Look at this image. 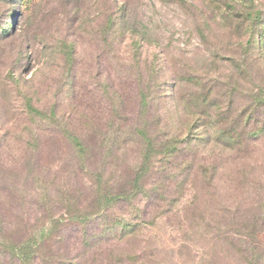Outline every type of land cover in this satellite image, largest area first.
Masks as SVG:
<instances>
[{"label":"rangeland","instance_id":"obj_1","mask_svg":"<svg viewBox=\"0 0 264 264\" xmlns=\"http://www.w3.org/2000/svg\"><path fill=\"white\" fill-rule=\"evenodd\" d=\"M254 6L264 9V0H0V264L15 263L4 259L10 242L30 238L35 242L53 225L52 219L64 218L66 211L95 210L90 203L91 180L97 174L113 191L131 190L133 185L143 145L130 133L131 118L124 134L112 133L114 119L106 127L94 125L88 130L72 121L71 126L86 134L81 137L86 144L81 155L55 125L34 122L23 113L24 97L38 108L55 105L69 110L65 78L69 70L59 54L63 46L72 45L77 72L85 79L110 66L117 76L127 71L136 78L139 72L141 80L158 54L164 58L166 76L178 83L179 97L189 100L196 95L205 126L212 128L215 118L222 135L235 133L243 138L250 130L245 128L249 98L257 91L255 86L264 87V64L258 71L262 61L257 62L240 79L229 57V50L236 47L228 24L231 17ZM133 38L140 44L138 66L131 60ZM189 76H196L199 84L188 82ZM166 104L152 107L150 132L163 135L166 125L181 129L184 116L162 113L173 109L171 101ZM138 107L132 98L126 110ZM105 110L97 109L96 117L91 113L96 123ZM245 142L240 149L249 180L244 188H237L244 192L237 193V204L229 214H217L211 218L210 231L205 230L212 232L217 225L220 234L224 224L235 220L236 226L228 228L240 237L212 240L209 233L202 238L199 233L204 230L193 233L190 227L180 228L177 217L169 215L166 224H148L124 242L96 247V261L89 257V262L132 264L128 260L134 256L138 264H264V139L256 151ZM219 143L216 150L228 154L227 144ZM229 154L237 155L233 150ZM229 164L236 169L243 161L234 159ZM151 180L148 175L143 183ZM138 194L136 205L142 208L147 201ZM56 225L34 264H41L43 257L47 264H59L57 259L75 253L69 250V224Z\"/></svg>","mask_w":264,"mask_h":264},{"label":"trees","instance_id":"obj_2","mask_svg":"<svg viewBox=\"0 0 264 264\" xmlns=\"http://www.w3.org/2000/svg\"><path fill=\"white\" fill-rule=\"evenodd\" d=\"M232 21L234 24H231ZM231 22L228 29L236 48L229 50V57L240 79H244L257 67V62L262 61L258 64V71L264 64V9L254 6L241 16L231 17ZM131 46V60L138 66L141 60L137 38L132 39ZM73 51L71 44H65L60 53L53 52L62 54L63 62L69 70V76L65 74L69 87L66 94L70 102L69 110L62 111L55 105L38 108L32 103V99L24 97L23 113L34 122L55 125L57 132L71 141L76 151L82 152L81 155L86 152V144L82 141L86 134H83L82 128L78 129L79 126H86L87 130L94 125L103 124L106 127L114 119L116 123L111 124L112 133L124 134L123 127L131 118L130 133L137 136L143 145L138 167L131 179L133 185L131 190L113 191L107 181L102 183L104 179L97 174V178L91 180L93 193L90 203L95 206V210L88 211L84 208L80 211H66L64 218H53V225L47 227L46 232L44 230L41 238H37L35 242L31 238L17 243L10 242V252L5 254L7 256L4 259L15 261L13 264H34V258L43 251L44 241L49 238L57 222L69 224V250L75 252L66 254V258L57 259L56 263L59 264H92L89 257L96 261L93 256L96 247L100 249L103 244L114 240L124 242L135 237L136 231L146 230L148 224H166L169 215L177 217L180 228L190 227L193 233L204 230L199 233L202 238H206L209 233V239L212 240L240 237V233L233 234L229 231L231 228H228L236 226L235 220L224 224L220 234L217 225H214L212 232L209 229L213 223L211 218L217 214L226 215L225 211L230 213V208L237 204V193L244 192L237 188H244L249 180V168L245 166V154L240 147L243 141L253 151L261 147L264 139V87L259 84L255 86L257 91L249 98V115L245 128L250 130L243 134V138L235 133L222 135L220 129H216L219 120L213 119L212 128L203 123L204 113L199 110L195 94L190 95L189 100L179 97L176 92L178 83L173 77L166 76L164 58L158 54H154V59L146 66V76L141 80L139 72L136 78L131 77L127 71L117 76L110 66H104L105 69H100L98 74H89L85 79L77 72L79 67L75 65ZM129 65L132 66V63ZM187 81L199 84L196 76H189ZM132 98L139 107L128 112L126 108L132 103ZM168 101H171L173 109L169 111L167 108L162 113L178 117L183 115L181 129L166 125V128L162 127L163 135L162 132H150L152 120L149 115L152 107H166ZM102 108L106 109L105 115L97 116L96 123L91 113L96 117V110ZM72 121L79 126H71ZM115 125L117 130L114 129ZM233 127L235 130V126ZM220 141H224L228 149L235 151L237 155H230L229 150L228 154L217 151ZM234 159L243 161L242 166L234 169V164H229ZM148 175L153 180L145 185L143 179ZM138 193L147 201L142 208L136 205ZM150 211L152 213L148 216ZM198 219L199 222L196 221ZM206 220L209 221L205 222ZM200 249L205 253V246ZM47 260V257H43L41 264H47ZM128 261L138 264L134 256H129Z\"/></svg>","mask_w":264,"mask_h":264}]
</instances>
